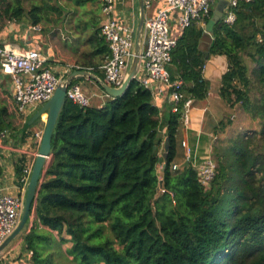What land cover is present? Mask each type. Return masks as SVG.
<instances>
[{
	"label": "trees",
	"instance_id": "obj_1",
	"mask_svg": "<svg viewBox=\"0 0 264 264\" xmlns=\"http://www.w3.org/2000/svg\"><path fill=\"white\" fill-rule=\"evenodd\" d=\"M28 1L29 8L22 0L2 1L0 25L5 20L62 23L64 5ZM74 1L75 8L85 7V12L88 2H100ZM211 15L212 11L205 23H211ZM235 15L232 24L222 18L212 22L207 51L199 48L204 28L196 22L186 27L167 69L172 80H183L184 98L204 100L210 88L204 65L210 56L224 55L227 70L218 94L230 108L241 104L259 118L260 129L213 145L216 173L204 187L191 163L173 168L183 121L181 104L178 111H169V146L163 158L160 111L151 91L136 78L122 95L108 98L101 107L80 106L66 98L31 206L33 221L19 235L31 264H49L53 251L46 253L43 245L53 243L78 264H264V0L240 2ZM96 23L90 18L74 26L80 33L91 32L82 44L88 49L77 53L72 70L90 67L103 79L101 61L94 57L106 58L110 51ZM9 116L0 102V131L8 130L11 136L21 126L13 127ZM27 121L24 130L30 125ZM226 123L220 120L213 134L223 132ZM26 136L28 132H22L21 139ZM20 159L15 166L19 180L24 175V158ZM160 185L167 191L159 193ZM66 241L71 245L64 251L61 245Z\"/></svg>",
	"mask_w": 264,
	"mask_h": 264
},
{
	"label": "built area",
	"instance_id": "obj_2",
	"mask_svg": "<svg viewBox=\"0 0 264 264\" xmlns=\"http://www.w3.org/2000/svg\"><path fill=\"white\" fill-rule=\"evenodd\" d=\"M155 1L144 0V9L151 7ZM250 1L252 0H227L222 15L224 22L232 24L236 18L237 5L240 2ZM116 2V0H102L103 20L99 27V34L108 44L110 51L99 68L103 71V81L111 87H120L124 81L134 55L135 41L133 38L136 31L134 14L126 9L118 10ZM164 2L165 5L158 8L152 15L144 16L143 39L146 42L141 49L138 63L143 74L138 75L136 70L135 78L151 91L152 97L161 94L165 88L169 89L171 111H178L181 104L182 119L187 121L188 111L194 100L190 97L184 98L180 90L183 80L180 77L172 80L167 66L171 61L172 50L179 34L193 22L204 25L206 19L210 17L212 5L217 0H164ZM30 28L35 31L42 30L39 24L30 25ZM175 30L176 35L174 34ZM48 59L47 53L40 48H22L12 44H0V77L10 79L9 92L21 115L25 116L33 112L37 104L45 103L61 80L71 72L65 77L59 75L49 66ZM105 94L109 98L112 97L106 92ZM66 98L80 106L91 105L90 97L85 94L80 83L71 82L69 84ZM102 105L103 103L98 106ZM33 136L40 143L42 130L34 132ZM9 137L8 130L0 131V141L7 140ZM182 145L186 150V159H190L191 147L185 142H182ZM19 153L20 157L24 151L20 150ZM23 166L24 175L19 180V192L11 194L0 186V245L15 229L22 213L25 187L32 168L26 161ZM178 166V164H174L173 168ZM162 167L161 164L158 168ZM194 168L199 182L204 187H209L216 173L215 160L211 156L206 157ZM166 191L164 187L159 186V193ZM28 264H31V261Z\"/></svg>",
	"mask_w": 264,
	"mask_h": 264
},
{
	"label": "crops",
	"instance_id": "obj_3",
	"mask_svg": "<svg viewBox=\"0 0 264 264\" xmlns=\"http://www.w3.org/2000/svg\"><path fill=\"white\" fill-rule=\"evenodd\" d=\"M101 1L102 0H100L99 2L100 14H92L94 17L93 19L97 21L96 28L100 27V24L103 20V14L101 12ZM116 1V8L118 10L126 9L127 11H131L134 15H138V0L137 10L135 11L136 14L132 9L134 0ZM217 2L214 4L213 10L216 7ZM164 5V0H156L151 5V7L145 9V16L152 15L158 8L163 7ZM199 25L204 28V32L208 33L206 35H203L200 39L199 48L202 51H207L213 38L212 23L208 22L204 25ZM55 28L53 27L51 29V33L44 32V30L46 29L45 27L44 29L42 28L41 31H35L30 28V24L27 22L5 20V23L2 26L0 25V44H12L16 47L42 49L47 53L49 57L47 62L49 66L56 73L65 77L72 70V66L75 65L72 61L77 59V53L81 51L84 46L80 44L75 51L71 52L70 50V52L67 51L68 53L63 49L60 50L59 48H61V45L59 47L55 44L53 45L54 41L52 40V34ZM56 29L60 32L61 29H63L66 30L68 34H72V32L67 30L65 26L60 25ZM90 32L91 30L89 29L87 31L85 30V32L82 33H80L79 31H75L74 35L72 34V36L68 37H65L61 32V42L65 43L66 41V44L69 45V41L73 38L75 39L79 35L82 36L81 38H83ZM174 34H177L176 30L174 31ZM55 37L59 38L58 35H56ZM143 41L144 46L146 41L145 39H143ZM102 58L103 57L99 54L94 57V61L100 60L101 64H103L106 58ZM89 69V71H91L90 67ZM226 70L227 59L224 55H212L206 61L203 68V74L205 78L210 82L209 92L204 100L193 101L192 107H190L188 111L187 121L183 120L182 125L179 128L176 145V163L178 165L185 160H188L189 163H191V165L195 167L202 159L212 156L211 144L213 143V138L217 139L218 137L217 135L213 134V129L217 125V123L222 120L228 109L232 110L235 108H230L227 104H225V102L220 98L218 94L221 76ZM99 71L103 76L102 69H99ZM91 72L94 73L93 71ZM137 73L138 75L143 74V70L141 67L137 68ZM94 74L97 75L96 73ZM76 83H80L85 94L90 97L92 105H99L101 103H104L109 98L108 96H106L105 91L103 90L101 85L96 80L90 77L78 78ZM10 86L11 83L9 78L0 77V87L3 88V90L8 94H10ZM153 103L158 107L161 115L160 133L163 136V142L160 148V152L162 154L164 151V139L168 137L166 135L167 117L172 105L169 98V89L165 88V91H163L161 94H156V96H153ZM45 119L46 114H43L39 117V121L40 124H42V127L39 126L35 130L31 131L28 128L24 130V126H21L19 129L12 133L9 139L0 141V186L4 188V191L11 194L19 192L20 183L15 173V166L17 163L21 164L22 161L20 157L24 158V161H26L29 166H32L36 157L35 153L37 152L39 146V142L34 139L33 134L34 132L43 129ZM22 132L23 134H25V132H28V136H26L24 141L21 139ZM182 142H185L186 145L190 146L192 149V155L190 159H186V150L182 145ZM20 150H23L24 154L19 157ZM193 153L196 154V160L194 162ZM32 221L33 215H30L29 224L26 225V229L31 225ZM41 227L43 229H48L45 226ZM53 234L58 237L56 231H53ZM67 236L68 235H64L65 238ZM67 238H69V236ZM29 253L30 252L26 249L24 238L22 237V235L18 236L17 239H14V241L10 243V246H8L1 252L0 264H28L30 262Z\"/></svg>",
	"mask_w": 264,
	"mask_h": 264
},
{
	"label": "water",
	"instance_id": "obj_4",
	"mask_svg": "<svg viewBox=\"0 0 264 264\" xmlns=\"http://www.w3.org/2000/svg\"><path fill=\"white\" fill-rule=\"evenodd\" d=\"M144 0H138V23L137 30L135 36L134 43V55L129 64L126 76L124 81L120 87H111L107 83L103 81V79L99 78L97 75L92 73L91 71L84 68H77L72 70L55 88L51 97L43 103V105L36 110L32 116L28 119L26 125L31 124L41 115L46 114L45 123L42 129L41 140L37 149V154L32 164L31 172L28 177L27 187L25 192L24 204L20 219L12 231V233L3 241L0 245V253L9 245L16 237H18L25 229L26 225L30 219L31 206L35 202V197L38 189V183L40 182V175L42 174V170L47 164V161L50 157L51 153V138L54 126L56 124L59 113L61 112L64 103L66 101V90L69 84L78 76L90 77L96 80L103 90L108 93L112 97H118L122 95L128 88L130 82L135 78V73L138 67L140 53L142 46L144 44L143 41V24H144ZM227 3V0H218L216 7L212 13L211 23H215L222 18L223 9ZM208 34L207 32H203V35ZM169 146V138L166 137L164 139V151L162 153L163 158L167 155V149ZM156 149V146L154 147ZM189 165V161L185 160L184 162L179 164L180 168H184Z\"/></svg>",
	"mask_w": 264,
	"mask_h": 264
},
{
	"label": "rangeland",
	"instance_id": "obj_5",
	"mask_svg": "<svg viewBox=\"0 0 264 264\" xmlns=\"http://www.w3.org/2000/svg\"><path fill=\"white\" fill-rule=\"evenodd\" d=\"M2 1H4V0H0V6L3 5ZM54 1H55L54 2L55 4H59L61 6L64 5L67 9H66V12H64V18H63L62 23H60L58 25L52 24L53 22H51L49 24L41 23V26L43 27V29H44V26H47V27H45L46 29L44 30V32L51 33V31H52L51 29L53 27L57 28V27H59L61 25V26H65L67 28V30L72 32V34L74 35L75 31L78 30V29L75 30L74 26L79 25V23H81L82 21H88L90 18H94L92 14H100V7H99L98 4H95L94 2H88L87 11L85 12V7H79L78 10L75 8V1L74 0H54ZM22 4H23V6L25 8H29L30 7V2L28 0H22ZM213 6L214 5H212V12H213ZM132 9L134 10V13H135V11L137 10V0H134V3L132 5ZM134 17H135V26H136L135 30H137L138 15L137 14L134 15ZM79 20H81V21H79ZM82 24H84V23H82ZM56 28L53 30V34H52L53 38H52V40L54 41L53 45L55 44L58 47L61 45V48H59L60 50L63 49L66 52L67 51L70 52V50H71V52H72V51H75L80 44H83V41H84L83 39H85V38L84 37L83 38L79 37L81 39L80 40L78 38V36L75 39L73 38L72 40H70L69 43H68L69 45L66 44V41H65V43L64 42L62 43L61 42L62 33H63V35L65 37L72 36V34L71 33L68 34V32L66 30H63V29H61V32H62L61 33L60 31H57ZM56 35H58L59 38L58 37L56 38L55 37ZM135 36H136V31L134 33V38H133L134 41H135ZM83 49L86 50L88 48L85 46V47H83ZM246 62H247V64H250V63H248V60H246ZM77 80L78 79H74V82H76ZM0 102H3L6 105L7 111L10 114V116L7 118V120L10 121V123H11V125L13 127L22 126L24 121L29 119L32 116V114L34 113V111L38 110L43 105V104H37L36 107L34 108V111L32 113L31 112L28 113L25 116L21 115V114H17L15 112V110H14V105H13L14 102L11 101L10 97L8 96V94L5 93V91L1 87H0ZM222 119L224 120V123H226L227 120H230L231 123L230 124L226 123L227 126L224 128L223 132L217 134V136H218L217 139L213 138V141H212L213 143L211 144V148H213V145H217L219 143L224 145L225 142L229 138L234 137L237 134L243 133L244 131H246L248 129L259 130L260 126H261L259 118H253L249 112H247L246 110L243 109L241 104H237L235 106V108L232 109V110L228 109L226 111L225 116ZM39 126L42 127V124H40V121L38 119V120L32 122L28 126V129L33 131ZM211 153H212L211 157L213 158V152H211ZM193 159H194L193 160V162H194L196 160V154L195 153H193ZM15 239H17V237ZM67 239H69V238H67ZM70 245H71V242L70 241H66L65 243H63L61 245L62 250L65 251V249L70 247ZM8 246H10V244L7 245L6 248ZM40 248L42 249L41 246H40ZM43 248H45V252L46 253L50 252V251H53L52 255L49 256V258L51 260V262L49 264H78L76 261L68 260L66 258L65 253H62L55 246V243H53L51 246L43 245ZM43 264H47V263H43Z\"/></svg>",
	"mask_w": 264,
	"mask_h": 264
}]
</instances>
